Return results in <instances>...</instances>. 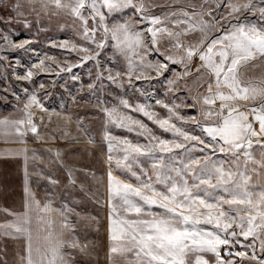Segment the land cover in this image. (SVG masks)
<instances>
[{"label": "snow or ice", "instance_id": "snow-or-ice-1", "mask_svg": "<svg viewBox=\"0 0 264 264\" xmlns=\"http://www.w3.org/2000/svg\"><path fill=\"white\" fill-rule=\"evenodd\" d=\"M26 6L35 13V24L41 14L60 13L80 24L83 44H52L79 56L75 64L57 65L56 75L68 72L78 80L73 68L91 61L95 80L87 87L94 95L107 80L124 91L127 84L152 101L117 94L108 106L97 99L104 118L103 204L110 264H264V76L248 75L249 69L264 66V0H185L166 5L163 15L152 11L159 7L154 0H13L6 7L14 15L0 17V22L31 29L35 25L25 16ZM0 39L12 50H33L31 39L17 43L2 32ZM109 48L125 67L105 68L101 56ZM9 66L15 71L19 61ZM51 68L39 59L16 79L32 82L33 69ZM137 81L153 87L155 81L164 92L135 87ZM33 108L48 112L36 92L26 95L19 118L0 120L5 135L11 130L21 143L29 133L41 139L43 117L38 125ZM112 129L134 133L144 143ZM22 151L23 211L5 210L12 219L0 223V232L25 242L20 264H76L70 259L74 252L67 249L85 253L88 246L75 236L69 219L74 210L67 205L53 209L36 199L29 186L27 149ZM67 175L75 185L71 169ZM53 214L60 216L59 234ZM34 220L43 233L35 244Z\"/></svg>", "mask_w": 264, "mask_h": 264}, {"label": "rangeland", "instance_id": "rangeland-1", "mask_svg": "<svg viewBox=\"0 0 264 264\" xmlns=\"http://www.w3.org/2000/svg\"><path fill=\"white\" fill-rule=\"evenodd\" d=\"M11 2L13 0H0V17L14 15L6 7ZM184 2L185 0H154L159 7L153 8L152 11L156 15H163L166 5ZM23 11L27 19L35 25L31 29H25L22 24L15 22L11 25L0 22V32L8 34L15 42L26 39L34 41L31 45L33 50L23 51L8 48L0 39V120L19 118V109L26 102V95L33 92L37 93L48 112L32 109L38 125H40V118L43 117V125H40L41 139L29 133L25 138L26 143H21L11 130L5 135L4 129L0 127V223L12 219L5 210L14 213L23 211L25 159L22 150L26 148L29 186L36 199L42 203H50L53 209L59 210L67 205L69 209L74 210L69 213V219L79 230L74 232L77 233L76 237L80 243L87 244L88 247L85 253L76 249H67V251L74 252V256L70 259H74L76 264H110L106 230L107 207L103 204L106 199L107 170L104 163L106 145L102 141L104 118L97 99L104 101L108 106L116 102L117 94L132 101L138 100L142 103L152 101L135 93L133 88L127 84L124 86L126 89L124 91L116 85H110L107 80L94 95L87 87L89 82L95 80L96 68L91 61L83 67L73 68V73L79 77L78 80L74 81L72 73L68 72L56 75L59 71L57 65L65 67L75 64L79 56L75 51L52 47V44L59 45L65 41L69 43V46L83 44L84 41L79 34V22L71 16L60 13L59 15L41 14L40 23L35 24L36 16L30 6H26ZM45 54L53 57L54 60H47ZM4 57L7 59L5 60ZM39 59H45L46 64L52 65V68L46 72L33 69L35 75L32 82L16 79L17 73L22 75L29 66L38 63ZM17 61H19V66L14 71L9 65H16ZM101 62L105 68H112L114 71L125 67L123 58L114 56L111 48L102 54ZM173 67L182 71L178 66ZM89 71L92 73L91 80ZM166 75L170 74L166 73ZM248 75L255 78L264 76V66L257 65L249 69ZM41 83L45 86L43 89L39 88ZM153 85L154 87L142 81L135 82V87L147 88L150 91L159 90L162 95L164 87L155 81ZM188 86L192 88V94L195 95L196 84L193 82V77L188 78ZM17 96L20 97L19 103L16 101ZM156 110L164 114L163 109L157 107ZM190 114L194 113L190 111ZM81 119L83 125L79 126ZM149 126L158 135L161 134L155 125L149 124ZM112 130L116 135L127 136L133 141L139 140L144 143L143 139L136 137L134 133ZM163 136L170 138L168 133H164ZM89 140L93 142L89 143ZM69 169L72 170L73 179L76 180L75 185L68 183ZM92 173L96 174V178H93ZM48 176L58 180L59 183L54 185L49 183L46 179ZM101 177L103 179H100ZM122 178L126 177L122 176ZM52 219L55 220V232L61 233L63 229L60 216L53 214ZM39 230L34 220V244L37 242L36 238L43 235L42 230ZM65 238L71 239L72 237L66 235ZM24 243L23 240L13 239L0 232V264H20Z\"/></svg>", "mask_w": 264, "mask_h": 264}, {"label": "crops", "instance_id": "crops-1", "mask_svg": "<svg viewBox=\"0 0 264 264\" xmlns=\"http://www.w3.org/2000/svg\"><path fill=\"white\" fill-rule=\"evenodd\" d=\"M257 155H258V152H257ZM59 223V222H58ZM57 226H58V224H57ZM75 227V226H74ZM39 230V229H38ZM40 231V230H39ZM74 231H76V232H78L79 230L75 227L74 228ZM75 233V232H74ZM77 235V233L75 234V236ZM69 237V236H68Z\"/></svg>", "mask_w": 264, "mask_h": 264}]
</instances>
